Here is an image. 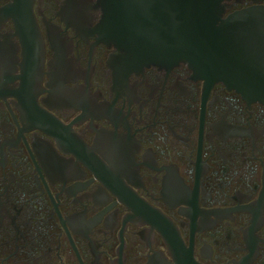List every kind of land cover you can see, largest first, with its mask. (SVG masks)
I'll return each mask as SVG.
<instances>
[{
	"label": "flooded vegetation",
	"instance_id": "flooded-vegetation-1",
	"mask_svg": "<svg viewBox=\"0 0 264 264\" xmlns=\"http://www.w3.org/2000/svg\"><path fill=\"white\" fill-rule=\"evenodd\" d=\"M113 52L100 0H0V264H264V98Z\"/></svg>",
	"mask_w": 264,
	"mask_h": 264
},
{
	"label": "water",
	"instance_id": "water-1",
	"mask_svg": "<svg viewBox=\"0 0 264 264\" xmlns=\"http://www.w3.org/2000/svg\"><path fill=\"white\" fill-rule=\"evenodd\" d=\"M227 0H100V39L134 65L181 62L193 74L264 98V7L222 17ZM144 264L165 260L159 250Z\"/></svg>",
	"mask_w": 264,
	"mask_h": 264
}]
</instances>
